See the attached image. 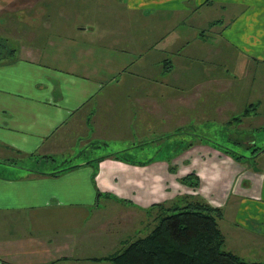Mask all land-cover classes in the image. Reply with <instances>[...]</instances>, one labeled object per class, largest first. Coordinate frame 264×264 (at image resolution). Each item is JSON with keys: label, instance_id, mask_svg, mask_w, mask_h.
Segmentation results:
<instances>
[{"label": "crops", "instance_id": "0c3cea01", "mask_svg": "<svg viewBox=\"0 0 264 264\" xmlns=\"http://www.w3.org/2000/svg\"><path fill=\"white\" fill-rule=\"evenodd\" d=\"M252 92L264 0H0V264H104L198 198L262 261L264 144L210 140L258 133Z\"/></svg>", "mask_w": 264, "mask_h": 264}, {"label": "trees", "instance_id": "16d2710c", "mask_svg": "<svg viewBox=\"0 0 264 264\" xmlns=\"http://www.w3.org/2000/svg\"><path fill=\"white\" fill-rule=\"evenodd\" d=\"M109 155L117 158L116 153ZM190 177L192 185L198 184V177L193 174L182 180ZM152 206L159 210L153 227L108 255L107 264H264L260 260H242L223 249L224 236L218 226L222 212L205 200Z\"/></svg>", "mask_w": 264, "mask_h": 264}, {"label": "rangeland", "instance_id": "374dc122", "mask_svg": "<svg viewBox=\"0 0 264 264\" xmlns=\"http://www.w3.org/2000/svg\"><path fill=\"white\" fill-rule=\"evenodd\" d=\"M72 4V2H71ZM40 5H45V4H40ZM226 68H228V65L226 62H219V69L221 71H226ZM255 97V98H254ZM251 102H253L252 106L255 108V106L258 105L259 111H260V115L257 119H260V121H263V118L261 115L264 114V95H257V94H251ZM243 108V107H242ZM240 108V112L236 113H232L233 115H236L238 113H242L244 115V109H249V107H245ZM221 122V120H220ZM257 122V121H256ZM237 123V122H236ZM234 123V121H232L231 123H220V125L218 126V136L216 137H210L213 139L212 142H214L215 145L219 146V148H223V146L227 149H229L227 151L230 155H234L233 157H236V161L243 160L244 162H248L249 164L251 163L254 164V161H251L247 156H249L251 154V152L253 150H255L257 147H262V145L264 144V139L263 140H259L260 138L264 137V126H262L261 129L258 130V133L256 131H252L251 133H249V135H240L237 138V141L235 139H232L229 136V131L232 130H238L240 127ZM236 138V137H234ZM162 154V152H160L158 155H156V157H160ZM164 154V153H163ZM124 157L127 158L128 160H136L138 157H135V155H129V154H124ZM137 160H140V158H138ZM203 200L202 198H198ZM161 203L160 201H156V203ZM208 203V201H206ZM159 212L158 209H156V213L157 214ZM154 221H155V217H154ZM148 225V228H150L151 224H152V220L149 219L148 223H146ZM228 223H225L223 225H221V227H223L225 225L224 230L220 227L222 234L225 236V240L226 242H224L223 245V249L225 250H229L233 253H235L240 259L242 260H246V255L243 252V249H239L241 247V244L237 243V241L228 238V236L226 235V232L228 233ZM232 241H235V243H233ZM248 253V252H247ZM106 260V259H105ZM104 260V264H107V260ZM262 261H264V259H262Z\"/></svg>", "mask_w": 264, "mask_h": 264}, {"label": "flooded vegetation", "instance_id": "af4514ba", "mask_svg": "<svg viewBox=\"0 0 264 264\" xmlns=\"http://www.w3.org/2000/svg\"><path fill=\"white\" fill-rule=\"evenodd\" d=\"M8 50H11V49H8Z\"/></svg>", "mask_w": 264, "mask_h": 264}]
</instances>
